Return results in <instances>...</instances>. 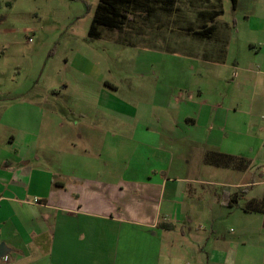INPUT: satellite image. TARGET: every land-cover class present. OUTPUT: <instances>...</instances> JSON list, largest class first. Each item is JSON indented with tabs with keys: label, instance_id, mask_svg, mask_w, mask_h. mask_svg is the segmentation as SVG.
Returning a JSON list of instances; mask_svg holds the SVG:
<instances>
[{
	"label": "crops",
	"instance_id": "crops-1",
	"mask_svg": "<svg viewBox=\"0 0 264 264\" xmlns=\"http://www.w3.org/2000/svg\"><path fill=\"white\" fill-rule=\"evenodd\" d=\"M226 49H210L215 65L225 64ZM150 92L118 101L110 116L97 100L90 115L71 108L76 121L36 108L22 130L7 126L0 139V244L7 252L0 264H264V213L225 204L252 184L243 181L246 169L203 161L214 150V123L226 126L228 110L199 87L196 94ZM44 124L66 135L64 159L52 146L42 152L51 160L41 161ZM204 187L213 207L203 204Z\"/></svg>",
	"mask_w": 264,
	"mask_h": 264
},
{
	"label": "rangeland",
	"instance_id": "rangeland-1",
	"mask_svg": "<svg viewBox=\"0 0 264 264\" xmlns=\"http://www.w3.org/2000/svg\"><path fill=\"white\" fill-rule=\"evenodd\" d=\"M97 2L0 0V139L8 125L22 130L21 120L36 108L76 121L71 108L90 115L92 101L102 100L110 116L118 101L148 99L152 90L196 94L199 87L228 110L226 126L214 123V150L247 161L243 181L252 184L242 187L244 197L264 195V102L256 101L264 96V0H238L235 9L220 0L210 39L188 30L206 22L217 0H176L170 12L155 3L132 9L121 29L101 28L100 38L92 39L87 31ZM215 46L227 48L223 66L214 64ZM219 92L225 102L217 100ZM41 142L43 163L51 158L42 152L52 146L66 157V135L44 124ZM204 188L203 204L213 207L210 186Z\"/></svg>",
	"mask_w": 264,
	"mask_h": 264
},
{
	"label": "trees",
	"instance_id": "trees-1",
	"mask_svg": "<svg viewBox=\"0 0 264 264\" xmlns=\"http://www.w3.org/2000/svg\"><path fill=\"white\" fill-rule=\"evenodd\" d=\"M176 0H98L87 35L89 38L97 39L101 36V28L121 29L127 21L131 19L132 9L153 8L150 6L155 3L159 9L164 12L172 11ZM217 9L206 12L207 20L200 28L188 30L189 34L199 39H210L216 30L214 20L222 13L220 0ZM238 0H230L232 9L237 6ZM203 161L206 164L218 167H232L235 169H245L247 161L242 157L227 155L215 150H208L204 153ZM243 190L235 191L228 195L225 204L228 207H239L244 212H259L264 213V195L260 198L251 197L245 199L242 204H239L240 199L244 196ZM160 227L164 229H172V224L161 223Z\"/></svg>",
	"mask_w": 264,
	"mask_h": 264
},
{
	"label": "water",
	"instance_id": "water-1",
	"mask_svg": "<svg viewBox=\"0 0 264 264\" xmlns=\"http://www.w3.org/2000/svg\"><path fill=\"white\" fill-rule=\"evenodd\" d=\"M6 252H7V248L4 246L3 243H1L0 244V258L5 256Z\"/></svg>",
	"mask_w": 264,
	"mask_h": 264
}]
</instances>
